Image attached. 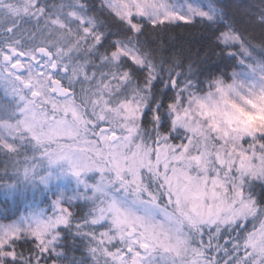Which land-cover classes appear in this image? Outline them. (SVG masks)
Here are the masks:
<instances>
[{
  "label": "snow or ice",
  "instance_id": "1",
  "mask_svg": "<svg viewBox=\"0 0 264 264\" xmlns=\"http://www.w3.org/2000/svg\"><path fill=\"white\" fill-rule=\"evenodd\" d=\"M0 156V264H264V0H0Z\"/></svg>",
  "mask_w": 264,
  "mask_h": 264
},
{
  "label": "trees",
  "instance_id": "2",
  "mask_svg": "<svg viewBox=\"0 0 264 264\" xmlns=\"http://www.w3.org/2000/svg\"><path fill=\"white\" fill-rule=\"evenodd\" d=\"M226 3L231 4L233 0H225ZM242 3L248 5H259L260 0H241ZM169 41L176 45L175 51H180L184 55H190L192 59L196 58L197 53L202 48L209 47V42L206 39L204 30L200 27H173L169 30ZM3 157L0 156V166H2ZM29 192V198L32 197ZM37 199H43L39 193L35 194ZM22 207V205H21ZM0 208H7L9 214L15 210L12 200H6L3 193L0 192Z\"/></svg>",
  "mask_w": 264,
  "mask_h": 264
}]
</instances>
